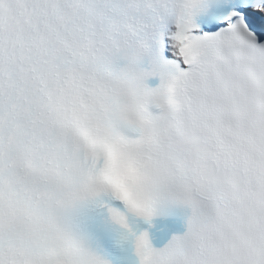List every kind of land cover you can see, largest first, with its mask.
Returning a JSON list of instances; mask_svg holds the SVG:
<instances>
[{"label":"snow or ice","instance_id":"obj_1","mask_svg":"<svg viewBox=\"0 0 264 264\" xmlns=\"http://www.w3.org/2000/svg\"><path fill=\"white\" fill-rule=\"evenodd\" d=\"M0 264H264V0H0Z\"/></svg>","mask_w":264,"mask_h":264}]
</instances>
